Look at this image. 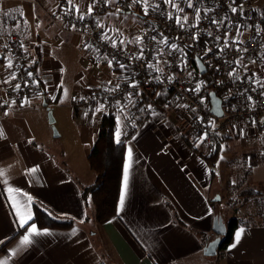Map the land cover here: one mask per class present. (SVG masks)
<instances>
[{"label":"crops","instance_id":"obj_1","mask_svg":"<svg viewBox=\"0 0 264 264\" xmlns=\"http://www.w3.org/2000/svg\"><path fill=\"white\" fill-rule=\"evenodd\" d=\"M156 1L148 0L145 15L136 3L119 12L121 0H72L71 6L67 0H0V43L12 35L26 42L39 87L26 104L0 113V264H264V134L258 129L232 128L217 138L218 148L226 144L228 149L231 142L239 141L240 151L249 156L247 173L233 182L225 175L234 178L236 165L226 161L227 173L214 171L194 150L196 134L189 128V116L169 99L140 125L135 124L136 113L128 106L79 113L73 108L74 99L116 84L132 76V71L112 61L110 67V60L84 46L79 34L50 24L49 15L55 11L83 15L121 41L119 44L136 49L132 31L157 20ZM241 4V10L254 15L264 12V0H236L237 6ZM179 5L183 4L170 8L173 19L194 11H179ZM102 6L107 10L94 12ZM256 63L253 74H264V54ZM113 108L116 113H111ZM48 110L59 129L57 137ZM106 115L115 117V138L124 142L125 158L116 217L98 224L81 189L95 181L87 159ZM126 163L128 187L121 207ZM229 187L230 192L233 188L247 194L237 201L244 212L246 204H252L248 208L253 213L243 220L219 207ZM13 197L22 213L27 207L31 214L23 227ZM34 204L74 225L69 229L37 227L31 223ZM215 218L225 225L236 218L238 227L224 248L205 256L204 248L215 236ZM32 225L39 234L22 245ZM240 229L244 232L237 243L235 234Z\"/></svg>","mask_w":264,"mask_h":264},{"label":"built area","instance_id":"obj_2","mask_svg":"<svg viewBox=\"0 0 264 264\" xmlns=\"http://www.w3.org/2000/svg\"><path fill=\"white\" fill-rule=\"evenodd\" d=\"M121 1L119 12L124 13L126 5L133 2ZM178 3L183 4L179 5L183 11L191 9L187 0H174L175 5ZM192 3L200 11L199 19L193 11L186 21L183 17L178 24L170 12L173 6L165 0H157L160 11L157 20L143 23L132 35L136 49L119 44L121 41L111 34L106 35L107 32L88 17L80 19L79 15L68 11L52 12L48 17L50 24L79 34L84 46L132 71V76L116 84L74 99L73 108L79 113L101 105L103 108L117 104L128 106L136 113L135 124L140 125L164 108L156 99L162 93L189 116V128L196 134L195 147L199 149L212 147L215 139L225 136L232 128L240 127L246 132L254 127L264 134V74L255 75L252 70L257 66V57L264 54V12L254 15L239 9L233 14L229 5H237L232 0H192ZM136 4L144 11V0ZM105 10L107 7L102 6L94 12ZM213 18L222 22L214 24ZM195 59L205 66L204 75H200ZM9 62L11 68L7 67ZM133 83L137 86L132 87ZM16 85L20 87L17 89ZM197 85L199 92L195 91ZM0 89V113L26 104L39 89L33 55L26 42L16 35L0 43ZM210 92L221 100L219 118L210 112ZM115 108L111 113L117 112Z\"/></svg>","mask_w":264,"mask_h":264},{"label":"trees","instance_id":"obj_3","mask_svg":"<svg viewBox=\"0 0 264 264\" xmlns=\"http://www.w3.org/2000/svg\"><path fill=\"white\" fill-rule=\"evenodd\" d=\"M156 99L161 104L168 99V96L159 93ZM115 129V117L112 115L103 116L99 125L98 135L87 159L90 169L95 173V181L91 186L81 189V197L86 205L92 207L93 220L98 224L115 218L117 212L125 147L123 141L116 140ZM217 145L218 139H215L210 155L201 153L197 147H194V150L200 153L204 160L212 166L219 154ZM33 208L34 216L31 223L39 228L69 229L74 225L70 220L63 221L52 217L37 204H34ZM237 227L238 220L236 218L227 220L226 234L219 248L222 249L228 244Z\"/></svg>","mask_w":264,"mask_h":264},{"label":"rangeland","instance_id":"obj_4","mask_svg":"<svg viewBox=\"0 0 264 264\" xmlns=\"http://www.w3.org/2000/svg\"><path fill=\"white\" fill-rule=\"evenodd\" d=\"M132 32H133L132 35L136 34L135 30ZM51 116H52V114H51ZM52 118H53V116H52ZM53 121H54V119H53ZM53 128L55 129V132H53ZM51 129H52L53 135L55 133L59 135V132H58L59 129H58L55 121L51 124ZM227 146L228 145H226V144H222L220 146L217 159L214 161V164L211 167H212V169H214V171L217 169H221V170H223V172L225 174V173H227V171H229V167H228L227 163L231 162V164L236 165L235 166L236 169L234 172V178H233V176H230V174L228 173V175L227 174L225 175V179H229V181L234 182L236 180L235 177H238V178H240L239 180H242L243 173H245V174L247 173L245 166H246V162H248L249 156L246 154H243L244 151L242 149L240 151V148L242 145L240 144L239 141L231 142L229 144L230 148L228 147V149H227ZM212 149L213 148H211V147L208 148L206 146H202L200 148V150L203 151L205 155H208V154L210 155L212 153ZM226 161H227V163H225ZM237 190H241V188H239ZM235 193H236V190L232 188V190L230 192V187H229L228 189H226L224 191L223 202H219L218 204H219V207L222 209V211L224 213H226L227 215L229 213H231V214H233L232 216H236V217L240 218L238 220H243L244 219L243 216L249 215L250 213L251 214L253 213V211H250V208L252 209L253 207H251L252 204L249 202L248 204H246L247 208L245 209V212L242 209H240L239 206L237 205V201L239 200V198L244 197V195L247 196V194L245 193V191H242V190L238 191L236 194ZM228 207H229V209H228ZM248 207H250V208H248Z\"/></svg>","mask_w":264,"mask_h":264},{"label":"snow or ice","instance_id":"obj_5","mask_svg":"<svg viewBox=\"0 0 264 264\" xmlns=\"http://www.w3.org/2000/svg\"><path fill=\"white\" fill-rule=\"evenodd\" d=\"M68 4L71 6L72 5V0H67ZM133 3H137L139 2V0H132ZM165 3L167 4H171L173 7H177L175 4H174V0H165ZM232 3L235 4L236 3V0H232ZM144 4H145V15H147V4H148V0H144ZM187 5L189 8H192L194 11H195V14H196V18L199 19L200 17V11L198 9V7L196 5H194L192 3V0H187ZM243 5H238L237 7H232L231 5H229V8L231 10V12L233 14L237 13V11L239 9H242ZM179 11H183V9H178ZM76 11H79V9H76ZM92 13V6L90 5L89 8H88V14L91 15ZM80 19H84L83 15L80 16ZM185 21L187 20V17L185 16L184 17ZM176 22L179 24L180 23V18L177 17L176 18ZM212 23H221L222 21H217L215 20L214 18L212 19L211 21ZM73 27H75V25H73ZM196 37L193 36V39H195ZM139 39V37L137 38ZM154 39V37H153ZM217 40H219V37L216 38ZM173 48H175L176 46L175 45H172ZM225 47H227V41H225ZM210 51V49H209ZM244 51H247V49H244ZM143 52V50H141V53ZM109 66L111 67V61H109ZM7 67L11 68L12 65H11V62H9V64L7 65ZM121 69L125 68V65L121 64L120 65ZM149 67H151V65H149ZM29 76L32 75V73H28ZM189 75L191 76V73H189ZM231 75V73H230ZM13 79H15V77L13 76L12 77ZM110 83V82H109ZM132 87H136L137 85L135 83H133L131 85ZM20 86L19 85H16V88L18 89ZM117 87H119L117 85ZM196 92H199L200 91V86L197 85L196 89H195ZM262 95H264V93H262ZM53 99H55V97H53ZM249 100H251V97H248ZM201 103H203V100H201ZM101 107H103V105H101ZM185 107H187V105H185ZM97 111H100V109H97ZM2 134V133H0ZM204 136L206 137L207 136V133L204 134ZM203 142V140H202ZM131 156H132V153L131 151L129 150V153H128V157H129V161L131 160ZM34 171V169H33ZM128 173H129V164L126 163L124 165V187H123V190L121 192V196H120V205L121 207H123L124 205V201H125V193L127 191V187H128ZM0 175H3V172H0ZM9 193H12V189L9 188ZM28 203L30 204L31 203V198L29 197L28 199ZM12 204H13V207L16 208V212H17V215L19 217V224L21 227H23L25 224L28 223V220L31 219V214L30 212L27 211V207H25V210L24 212L22 213L20 211V208L17 206V203H16V200L15 198L13 197L12 198ZM244 232V229H240V231H238L236 234H235V240L237 243H239L240 239H241V235L242 233ZM38 231L35 227V225H32L30 228H29V232H28V235H25L23 237V239L21 240V244L22 245H28L31 243V240H30V236H35V235H38ZM233 247H235V244L233 245Z\"/></svg>","mask_w":264,"mask_h":264},{"label":"water","instance_id":"obj_6","mask_svg":"<svg viewBox=\"0 0 264 264\" xmlns=\"http://www.w3.org/2000/svg\"><path fill=\"white\" fill-rule=\"evenodd\" d=\"M195 64L197 66L200 75H204L206 73V69L205 66L201 63V61L199 59H195ZM208 96L210 101L211 114L216 118L221 117L222 116L221 100L215 95L214 92H210ZM48 120L50 124L54 122L51 116V112L49 110H48ZM53 132H55L54 128H53ZM54 136L57 137V134L55 133ZM217 200H219L218 197L214 199V201ZM212 232L215 234V236L212 240H210L207 243L206 247L204 248L203 254L205 256H214L216 254V251L220 247L223 238L226 234V225L222 222L220 218H215L213 222Z\"/></svg>","mask_w":264,"mask_h":264}]
</instances>
